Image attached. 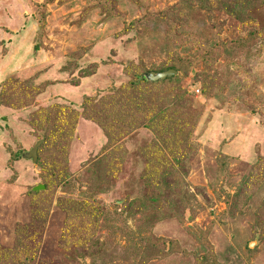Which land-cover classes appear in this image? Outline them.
Wrapping results in <instances>:
<instances>
[{
	"label": "rangeland",
	"instance_id": "obj_1",
	"mask_svg": "<svg viewBox=\"0 0 264 264\" xmlns=\"http://www.w3.org/2000/svg\"><path fill=\"white\" fill-rule=\"evenodd\" d=\"M0 97V264H264V0H0Z\"/></svg>",
	"mask_w": 264,
	"mask_h": 264
},
{
	"label": "water",
	"instance_id": "obj_2",
	"mask_svg": "<svg viewBox=\"0 0 264 264\" xmlns=\"http://www.w3.org/2000/svg\"><path fill=\"white\" fill-rule=\"evenodd\" d=\"M177 74H178V72L176 70L170 69V70L159 72V73L149 72L145 75V77L147 80H149L151 82H159V81L166 80L168 77L176 76ZM40 145H41V142H39L35 146V148L32 149L30 152L24 154V158L31 159L34 163H36L38 160V150H39ZM34 190L38 191V190H40V187H36ZM250 247L251 248L254 247L253 243L251 244Z\"/></svg>",
	"mask_w": 264,
	"mask_h": 264
},
{
	"label": "trees",
	"instance_id": "obj_3",
	"mask_svg": "<svg viewBox=\"0 0 264 264\" xmlns=\"http://www.w3.org/2000/svg\"><path fill=\"white\" fill-rule=\"evenodd\" d=\"M170 69H173V70H176L177 72H178V67H176V66H170V67H168L167 69H165V70H162V71H159V72H163V71H167V70H170ZM149 72H156V73H159V72H157V71H146L145 73H143L140 77H139V79H141L142 81H144L145 83H147V84H149V83H151L150 85H157V84H155V83H159V82H165V81H167V80H169V79H171V78H174V77H176V76H173V77H168L166 80H164V81H159V82H151V81H149V80H147L146 79V77H145V75L147 74V73H149ZM149 82V83H148ZM137 85V84H136ZM139 85V84H138ZM137 85V86H138ZM3 98H5V97H0V104H8L7 103V101H5V100H3ZM24 157V156H23ZM19 158V156H18V154H17V159Z\"/></svg>",
	"mask_w": 264,
	"mask_h": 264
}]
</instances>
